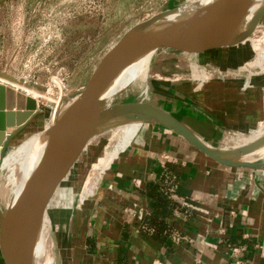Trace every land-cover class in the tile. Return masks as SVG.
I'll return each mask as SVG.
<instances>
[{"label":"crops","instance_id":"0c3cea01","mask_svg":"<svg viewBox=\"0 0 264 264\" xmlns=\"http://www.w3.org/2000/svg\"><path fill=\"white\" fill-rule=\"evenodd\" d=\"M226 87L192 91L183 113L171 114L217 151L238 149L224 147L230 135L264 131L253 117L264 100L257 86L243 106ZM253 164H219L166 126L143 122L95 189L69 264H264V161Z\"/></svg>","mask_w":264,"mask_h":264},{"label":"rangeland","instance_id":"374dc122","mask_svg":"<svg viewBox=\"0 0 264 264\" xmlns=\"http://www.w3.org/2000/svg\"><path fill=\"white\" fill-rule=\"evenodd\" d=\"M189 1L173 0L164 7V0H0V75L14 78L16 83L11 85L16 91L38 101L30 123L14 134L15 130L9 133L12 138L5 156L26 139L42 132L54 116L69 107L101 58L127 31ZM263 3L261 0L250 9L248 22ZM262 39L264 17L252 36L237 47L196 56L174 52L157 54L150 61L146 81L137 80L110 105L152 103L159 104L165 112L180 115L184 111L182 97L192 95V91L197 94L207 91L208 85L217 82L225 83L229 93H240L241 104L237 105H248L247 95L253 85L257 86L258 94L264 95V69L256 65L257 55L253 49ZM7 82L0 77V83ZM172 90L177 91L175 97ZM256 103L257 115L253 117L264 119V100ZM243 116L248 117V113ZM111 128L100 129L92 138L49 203L51 233L47 244L50 250L45 256L48 264L71 262L75 229L96 190L91 198H82V195L88 180L96 174L95 164L113 136L115 127ZM251 136L230 135L224 147L241 149L254 137ZM243 158L235 161H243ZM12 197L11 194L9 198ZM0 207L5 215L6 202L0 200Z\"/></svg>","mask_w":264,"mask_h":264},{"label":"water","instance_id":"95a60500","mask_svg":"<svg viewBox=\"0 0 264 264\" xmlns=\"http://www.w3.org/2000/svg\"><path fill=\"white\" fill-rule=\"evenodd\" d=\"M217 1L215 0L214 5L199 16L146 33L138 34L145 22L139 23L127 31L118 43L101 58L87 84L75 97V101L73 100L74 103L72 101L65 113L55 122L52 131V160L48 171L42 177V196L37 203L33 196H29V211L22 237L18 242L13 240L9 247L6 246L3 213L0 207V252L3 264H33L34 253L50 201L68 177L72 166L79 160L81 150L92 131L108 118L132 113L134 115L129 119L141 123L158 122L180 135L195 149L219 164L257 168V165L253 163L236 162L235 159H241L261 148L264 145V137L241 149L217 151L205 145L174 117L152 103L116 104L107 108L89 123L86 134L77 150H74L76 129L85 107L123 70L150 54L155 56L174 52L196 56L237 47L252 36L264 17L263 3L248 22L247 17L250 9L261 0H247L243 13L232 21L217 23L218 15L213 12ZM0 77L11 83H16V80L8 75H0ZM35 114L36 102L32 98H28L11 87L0 85V161L4 158L12 138L9 133L14 129L22 130L30 123Z\"/></svg>","mask_w":264,"mask_h":264},{"label":"bare ground","instance_id":"6f19581e","mask_svg":"<svg viewBox=\"0 0 264 264\" xmlns=\"http://www.w3.org/2000/svg\"><path fill=\"white\" fill-rule=\"evenodd\" d=\"M214 3L215 0H190L187 4H182L183 6L176 10L155 15L150 20H147V22L145 21L138 34L153 31L160 27L172 25L199 16L210 9ZM246 3L247 0H218L213 8V12L218 15L217 23L222 24L223 22H229L235 19L238 15L243 13ZM253 49L257 55L256 65L264 69V39L256 42ZM152 57V54L144 56L136 63L123 70L115 80L105 86L85 107L75 133V151L77 150L83 136L86 134L89 123L107 108L111 107L110 103L120 94V92L126 90L139 79L143 82L146 81ZM8 82L3 84L0 83V85L14 89L11 82H9L10 84ZM18 92L25 94L28 98H32L22 91ZM33 100L36 102L37 111L38 101L35 99ZM155 106L162 110L159 104H155ZM67 108L63 109L62 112H59V116L57 115L58 117L54 116L52 123L42 132L26 139L10 155H4V158L0 161V200L6 202L7 205V212L3 215V229L7 247L10 246L13 240L18 242L22 237L29 211V196H33L35 203L39 202L42 196V177L48 171L52 160V131L55 122L65 113ZM132 115L134 114L130 113L108 118L100 123L90 134L88 141L84 144L81 150V155L100 129H104L105 127H115L113 128L115 130L109 144L95 164L94 171L96 174L90 181L88 180L82 198L93 195L102 175L106 173L110 165L116 161L118 155L122 153L137 136L142 123L129 119ZM14 130L15 131H12L13 134L19 131L18 129ZM253 135L254 137L251 136L252 138L247 140L242 148L259 141L264 137V134L260 129ZM257 160L264 161V145L243 158V162L249 163H254ZM11 194L13 197L9 198ZM50 233V220L48 214H46L34 253L33 264H48L45 260V256L47 251L50 250L48 249L47 244V236Z\"/></svg>","mask_w":264,"mask_h":264},{"label":"trees","instance_id":"16d2710c","mask_svg":"<svg viewBox=\"0 0 264 264\" xmlns=\"http://www.w3.org/2000/svg\"><path fill=\"white\" fill-rule=\"evenodd\" d=\"M0 264H3V260H2V258H1V256H0Z\"/></svg>","mask_w":264,"mask_h":264}]
</instances>
